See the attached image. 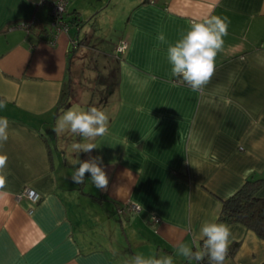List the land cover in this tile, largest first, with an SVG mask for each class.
<instances>
[{
  "label": "crops",
  "instance_id": "obj_1",
  "mask_svg": "<svg viewBox=\"0 0 264 264\" xmlns=\"http://www.w3.org/2000/svg\"><path fill=\"white\" fill-rule=\"evenodd\" d=\"M40 1L0 0V118L9 121L0 264H131L137 255L202 264L179 246L203 251V223H223V200L264 180V0H71L70 28L55 43ZM209 16L227 17L228 35L211 80L193 91L171 76L167 48ZM31 18L36 28H16ZM73 78H88L77 99L88 94L86 111H106V135L57 131ZM73 141L97 148L79 153ZM92 156L103 157L107 191L89 174L72 180ZM128 204L141 210L118 211ZM227 225L240 247L224 264H264V240Z\"/></svg>",
  "mask_w": 264,
  "mask_h": 264
},
{
  "label": "clouds",
  "instance_id": "obj_2",
  "mask_svg": "<svg viewBox=\"0 0 264 264\" xmlns=\"http://www.w3.org/2000/svg\"><path fill=\"white\" fill-rule=\"evenodd\" d=\"M228 23L227 17L219 16L193 21L189 30L180 39L168 45L167 59L171 65V76L182 79L193 91L203 89L215 73L216 57L223 50L224 37L228 35ZM156 39L160 43H167L163 32L158 33ZM3 107L4 104L0 103V108ZM108 125L109 116L106 111L92 106L87 111L73 109L65 111L57 120V131H64L67 128L71 133L92 141L106 135ZM8 128L9 121L0 118V148L9 138ZM74 148L79 153H90L97 147L90 142L75 144ZM7 163L8 155L0 151V189H3L7 182ZM86 174L90 175L96 188L108 190L110 181L103 166V157L92 156L87 160L79 161V167L72 175V180L82 184ZM198 237L203 240L204 251L193 252L189 245L181 244L178 254L196 261H203L207 256L209 264H224L232 237L230 227L224 223L204 222ZM131 264H173V258L168 255L147 258L137 255Z\"/></svg>",
  "mask_w": 264,
  "mask_h": 264
},
{
  "label": "trees",
  "instance_id": "obj_3",
  "mask_svg": "<svg viewBox=\"0 0 264 264\" xmlns=\"http://www.w3.org/2000/svg\"><path fill=\"white\" fill-rule=\"evenodd\" d=\"M77 19L75 17L71 20L77 22ZM70 93L71 83L70 79H68L62 89L61 102H59L58 107H62L65 104ZM263 185L264 180L261 179L246 181L234 195L223 200L219 220L225 224H242L248 229L253 230L259 238L264 240V198L258 195ZM239 247L240 242H235L230 245L225 260L233 258ZM200 262L202 264H209L207 256Z\"/></svg>",
  "mask_w": 264,
  "mask_h": 264
},
{
  "label": "built area",
  "instance_id": "obj_4",
  "mask_svg": "<svg viewBox=\"0 0 264 264\" xmlns=\"http://www.w3.org/2000/svg\"><path fill=\"white\" fill-rule=\"evenodd\" d=\"M71 0H41L40 2L42 4H45L49 6V16H50V23L48 30L51 33V36L49 38V41L51 43H55V40L57 38V35L63 31H68L70 28L69 22L66 20L67 17V11L68 6ZM39 24V20L37 18H31L28 21L20 22L16 25V28L21 29H32L36 28ZM126 44L123 43L119 48V52H124L126 49ZM29 198H31L33 201H36L38 199V194L33 190H28L26 192ZM127 211L132 212H139L141 210L140 206L135 204H128L127 206L120 208L118 211L120 213Z\"/></svg>",
  "mask_w": 264,
  "mask_h": 264
},
{
  "label": "rangeland",
  "instance_id": "obj_5",
  "mask_svg": "<svg viewBox=\"0 0 264 264\" xmlns=\"http://www.w3.org/2000/svg\"><path fill=\"white\" fill-rule=\"evenodd\" d=\"M79 74H82V73L79 72ZM85 84H87V86L89 85L88 78H73V87H72V93H71V98H70V100L72 102V106L69 109L78 110V111H86L87 104H88V98H87L88 94L84 95V97H81L80 99H77L79 97L80 92H81L80 91L81 89H79V88ZM89 87H90V85H89ZM74 135L76 137V134H74ZM73 144L75 145V141H73Z\"/></svg>",
  "mask_w": 264,
  "mask_h": 264
}]
</instances>
